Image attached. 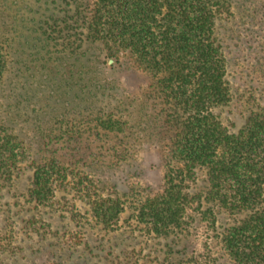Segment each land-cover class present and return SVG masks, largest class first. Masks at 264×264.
Masks as SVG:
<instances>
[{
    "label": "rangeland",
    "instance_id": "374dc122",
    "mask_svg": "<svg viewBox=\"0 0 264 264\" xmlns=\"http://www.w3.org/2000/svg\"><path fill=\"white\" fill-rule=\"evenodd\" d=\"M231 2L233 14L218 31L232 95L222 119L236 130L249 112L264 110V0ZM66 10L65 0H0V118L30 155L0 185V264H231L197 218L188 220L185 238L158 237L139 222L136 209L162 191L167 163V127L148 96L152 78L98 45L74 50L52 41L44 23ZM108 118L114 126L103 129L99 120ZM50 158L87 179L54 184L52 203L40 206L27 195L29 163ZM86 191L91 200L123 202L107 233L94 227Z\"/></svg>",
    "mask_w": 264,
    "mask_h": 264
},
{
    "label": "trees",
    "instance_id": "16d2710c",
    "mask_svg": "<svg viewBox=\"0 0 264 264\" xmlns=\"http://www.w3.org/2000/svg\"><path fill=\"white\" fill-rule=\"evenodd\" d=\"M65 3L61 17L44 23L52 41L74 50L98 45L114 62L126 58L152 78L148 96L167 127V163L162 191L136 209L139 222L158 237L185 238L188 220L197 218L228 263L264 264V110L249 112L236 130L222 119L232 95L218 27L233 14L231 0ZM5 67L0 42V83ZM99 124L114 126L110 118ZM27 160L23 141L0 118V185H9ZM29 164L27 195L40 206L52 203L54 184L71 177L74 187L82 186L87 179L68 173L55 158ZM84 194L94 227L107 233L117 224L123 202ZM191 206L195 214L189 213ZM223 216L231 223H221Z\"/></svg>",
    "mask_w": 264,
    "mask_h": 264
}]
</instances>
